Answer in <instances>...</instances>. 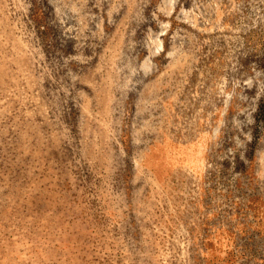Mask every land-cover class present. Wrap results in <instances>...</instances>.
<instances>
[{
    "label": "rangeland",
    "instance_id": "rangeland-1",
    "mask_svg": "<svg viewBox=\"0 0 264 264\" xmlns=\"http://www.w3.org/2000/svg\"><path fill=\"white\" fill-rule=\"evenodd\" d=\"M0 264H264V0H0Z\"/></svg>",
    "mask_w": 264,
    "mask_h": 264
}]
</instances>
